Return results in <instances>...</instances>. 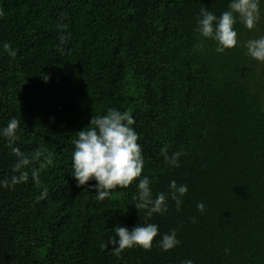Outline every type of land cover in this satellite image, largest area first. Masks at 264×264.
<instances>
[{
  "label": "trees",
  "instance_id": "1",
  "mask_svg": "<svg viewBox=\"0 0 264 264\" xmlns=\"http://www.w3.org/2000/svg\"><path fill=\"white\" fill-rule=\"evenodd\" d=\"M227 4L0 0V47L17 51L0 55V127L15 117L16 146L46 153L39 185L0 188V264H264V63L243 47L264 35V18L251 32L237 23L240 47L223 54L195 31L201 8L219 16ZM110 108L133 114L153 193L172 180L188 187L179 211L169 201L148 220L161 235L176 230L171 251L157 237L150 251L113 252L114 227L145 223L134 185L103 202L77 187L75 134ZM165 145L185 153L178 168ZM14 162L0 139V180Z\"/></svg>",
  "mask_w": 264,
  "mask_h": 264
},
{
  "label": "clouds",
  "instance_id": "2",
  "mask_svg": "<svg viewBox=\"0 0 264 264\" xmlns=\"http://www.w3.org/2000/svg\"><path fill=\"white\" fill-rule=\"evenodd\" d=\"M264 18V0H228L227 8L219 16L207 8H201L195 31L202 41L215 44L217 54L240 47L237 23L242 24L248 31L257 29L258 23ZM61 37V43H63ZM243 47L245 55L258 63H264V35L249 39ZM203 48V44L198 45ZM7 54L15 59L17 51L11 44L4 42L0 47V55ZM135 119L130 111H120L110 108L106 114L94 116L89 126L75 134L74 149L71 154L72 175L77 187H85L95 193V199L103 202L110 198L115 191L135 186L133 201L138 211L146 214L145 223L138 224L131 230L126 227L113 228L115 236L110 238L109 244L115 253L126 249L140 247L150 251L154 241L159 237L158 245L162 251L168 252L179 246L176 230L160 234L159 226L149 223L153 215H165L169 211V201L175 203L179 211L183 205V198L188 192L185 184H178L175 180L169 182L166 192L153 193L154 179L142 175L145 168L144 151L139 143L140 136L136 132ZM21 121L15 117L0 127V139L4 140L15 162L9 178L0 180V188L14 190L17 185L27 184L29 180L39 185L40 170L44 164L42 158L46 156L44 150L37 148L33 152H23L16 146L20 141ZM161 155L167 165L172 168L180 166V158L185 153L177 151L170 156L168 147H161ZM47 163H51L48 159ZM35 165H39L36 167ZM94 181V184H90ZM48 190L44 188L37 200L47 198ZM132 204V205H133ZM205 205L197 204V211L203 213ZM184 264H193L191 259Z\"/></svg>",
  "mask_w": 264,
  "mask_h": 264
}]
</instances>
